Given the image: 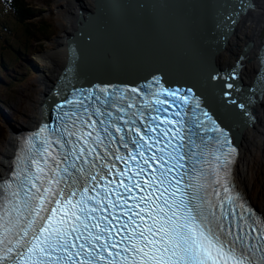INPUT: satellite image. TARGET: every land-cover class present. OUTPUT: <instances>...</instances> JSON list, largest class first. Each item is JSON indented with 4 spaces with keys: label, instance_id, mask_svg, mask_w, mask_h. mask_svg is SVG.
I'll use <instances>...</instances> for the list:
<instances>
[{
    "label": "snow or ice",
    "instance_id": "1",
    "mask_svg": "<svg viewBox=\"0 0 264 264\" xmlns=\"http://www.w3.org/2000/svg\"><path fill=\"white\" fill-rule=\"evenodd\" d=\"M138 91L131 89V93ZM151 94L156 105L165 103L159 99L161 91ZM93 97L98 103L65 100L69 107L60 106L58 126L46 124L40 132L47 135H41L39 146L32 144V156L17 174L15 189L0 185V264H264V255L256 257L257 252H264V225L257 230L250 215L237 213L227 185L222 198L213 190V202L200 183L205 175L202 171L193 167L197 176L182 188L177 186L183 176L179 180L170 177L173 169L184 167L180 163L183 156L175 149L166 153L156 145L167 146L169 125L181 121L146 117L137 107V97L127 90H87V99ZM182 99L188 103L189 97ZM144 107L167 112L150 102ZM203 116L211 128L200 117L187 125L188 143L200 149L202 158L210 154L208 141L221 149L230 143L211 116L206 112ZM118 121L124 122L127 133ZM110 128L121 134L118 141ZM209 131L220 135L207 136ZM193 137H199L200 143ZM113 141L126 149L130 144L134 147L128 155H121L119 149L110 147ZM212 154L217 162L215 174L227 166L228 153L217 149ZM116 161L124 167H117ZM168 161L174 163L166 166ZM177 191L179 199L175 198ZM241 222L251 231H245ZM251 232H258L259 247L245 243V237L252 239ZM118 245L124 246L113 251Z\"/></svg>",
    "mask_w": 264,
    "mask_h": 264
},
{
    "label": "water",
    "instance_id": "2",
    "mask_svg": "<svg viewBox=\"0 0 264 264\" xmlns=\"http://www.w3.org/2000/svg\"><path fill=\"white\" fill-rule=\"evenodd\" d=\"M254 7L253 0H94L75 16L67 58L41 96L39 111L45 116L53 104L86 88L118 87L141 100L155 98L151 93L159 90V98L173 107L208 121L206 112L240 149L238 128L257 120L251 99L255 91L264 92V45L247 79L239 55L222 64L217 54ZM132 88L141 91L131 93Z\"/></svg>",
    "mask_w": 264,
    "mask_h": 264
},
{
    "label": "bare ground",
    "instance_id": "3",
    "mask_svg": "<svg viewBox=\"0 0 264 264\" xmlns=\"http://www.w3.org/2000/svg\"><path fill=\"white\" fill-rule=\"evenodd\" d=\"M70 3V7L66 8L65 12L63 11L64 14H62L64 19L67 15V19H65L67 21V30L64 31V35L61 37V40L57 42L58 47L51 49V51L46 52L43 56L44 74L46 76L51 75L53 70L56 71L55 69L63 63L62 55H65L66 53V49L64 47V45L67 47L66 39L69 34H72L74 25L77 23L75 11H81L83 8L92 7L94 0H71ZM253 3L255 4V9H251L247 12V14L243 15L242 19L238 23L237 32L239 35H235V46L233 49L226 47L220 50L217 54L218 58L220 57L217 61L222 64L234 62L236 60V56L239 55L241 59L245 60L241 63H244L245 70L248 71L247 78L253 77L262 48L260 46L264 45V0H253ZM65 27L66 26L64 25V28ZM228 38L229 42L234 40V37L232 38L229 36ZM53 78H56L55 73L53 74ZM241 82H244L243 77ZM45 88L47 89L48 86ZM44 92L45 90L42 88L41 96ZM255 95L256 97L254 98L252 96L251 101L253 100V103L251 107L252 110H254V114L258 117L257 120L249 124V126H246V121L243 126L238 128L239 134L242 137L240 138L239 157L233 168L234 177L236 172L238 178V181L235 178L238 188L247 197L249 187L246 182H248L249 185L253 184L257 188L260 187L261 183H264V92L261 94L260 90H257V93L255 91ZM77 96L80 101L84 102L85 105L94 103L93 99H87V92H84L83 95L79 93ZM65 100H67V98H62L57 103L53 104L48 113H46L45 116L43 115L44 117L42 116L41 111H39L41 97L40 99L33 100L31 104L24 108L22 115L24 116L25 113V116L22 119V122L19 123L18 127L13 126L11 128L12 135L0 150V177L6 175L12 168L15 158L19 156L22 149V136L19 135L22 131L20 130L33 128L37 124L41 114L43 120L37 124V138L40 141L41 135H47V133L41 134V128H43L46 124L51 127L58 126L60 106H63L64 110L67 106L63 103ZM36 103H38V105H36ZM26 112L28 114H26ZM219 135V132H215L212 137H218ZM210 143L217 145L214 141H210ZM221 150L225 149L222 148ZM225 151L228 154L230 153L227 152V150ZM242 186L245 187V189L247 188V191H245ZM248 198H250V195ZM259 207H257V210L264 213V201L260 202Z\"/></svg>",
    "mask_w": 264,
    "mask_h": 264
},
{
    "label": "rangeland",
    "instance_id": "4",
    "mask_svg": "<svg viewBox=\"0 0 264 264\" xmlns=\"http://www.w3.org/2000/svg\"><path fill=\"white\" fill-rule=\"evenodd\" d=\"M26 1L30 5L39 7L41 11L33 22L36 25L38 23L36 31L30 30L26 23L20 22L13 10L0 0V150L10 139L11 128L18 127L22 122L25 116V113L24 116L22 115L24 108L33 100L40 99L41 89L46 90L45 87L50 86L54 80L53 74H58L68 54L67 47L64 45L66 53L62 55V65L57 67L56 71L53 70L51 75L44 74L43 56L46 52L58 47L57 42L67 30L65 20L67 15L64 19L62 14L66 8L70 7L71 0ZM254 9L255 7L252 10ZM78 13L79 11L76 10L77 19ZM42 30L45 33H42ZM33 31L36 37H33ZM236 34L239 35L237 30ZM233 39L228 43L229 49L235 46V36ZM3 64L7 66V70L4 69ZM247 75L248 71L244 67L243 77L247 79ZM246 183L249 187L248 197L250 195L252 202L259 207L260 202L264 201V183H261L259 188Z\"/></svg>",
    "mask_w": 264,
    "mask_h": 264
},
{
    "label": "trees",
    "instance_id": "5",
    "mask_svg": "<svg viewBox=\"0 0 264 264\" xmlns=\"http://www.w3.org/2000/svg\"><path fill=\"white\" fill-rule=\"evenodd\" d=\"M7 6H9L18 20L22 23H26L27 27L31 29H38V23L33 24L35 18L39 15L40 9L37 6L30 5L26 0H3ZM41 28V26H40ZM33 31V37H36V33ZM42 33H45L42 30ZM5 70H7V66L3 64Z\"/></svg>",
    "mask_w": 264,
    "mask_h": 264
},
{
    "label": "flooded vegetation",
    "instance_id": "6",
    "mask_svg": "<svg viewBox=\"0 0 264 264\" xmlns=\"http://www.w3.org/2000/svg\"><path fill=\"white\" fill-rule=\"evenodd\" d=\"M235 178H236V180L238 181V178H237L236 172H235ZM240 186H241V185H240ZM242 188H243L245 191H247V188L245 189V187H243V186H242Z\"/></svg>",
    "mask_w": 264,
    "mask_h": 264
}]
</instances>
